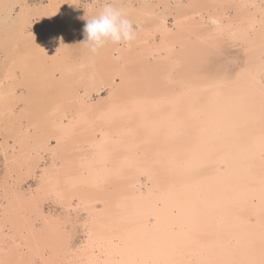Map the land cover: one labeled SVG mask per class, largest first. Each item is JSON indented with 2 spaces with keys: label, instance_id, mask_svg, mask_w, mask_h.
I'll return each instance as SVG.
<instances>
[{
  "label": "bare ground",
  "instance_id": "6f19581e",
  "mask_svg": "<svg viewBox=\"0 0 264 264\" xmlns=\"http://www.w3.org/2000/svg\"><path fill=\"white\" fill-rule=\"evenodd\" d=\"M72 1L0 0V264H264V0Z\"/></svg>",
  "mask_w": 264,
  "mask_h": 264
},
{
  "label": "clouds",
  "instance_id": "9594fccd",
  "mask_svg": "<svg viewBox=\"0 0 264 264\" xmlns=\"http://www.w3.org/2000/svg\"><path fill=\"white\" fill-rule=\"evenodd\" d=\"M84 34L82 44L92 53L106 44L127 45L136 38V30L126 12L112 3H105L97 14L87 19Z\"/></svg>",
  "mask_w": 264,
  "mask_h": 264
},
{
  "label": "rangeland",
  "instance_id": "374dc122",
  "mask_svg": "<svg viewBox=\"0 0 264 264\" xmlns=\"http://www.w3.org/2000/svg\"><path fill=\"white\" fill-rule=\"evenodd\" d=\"M149 1V0H147ZM28 3L30 4H34V3H47V0H27ZM100 4H95L94 0H73L72 4L81 12H84L83 15L88 16V7L90 5L95 6V5H101L102 1H99ZM98 2V3H99ZM107 2H109V0H107ZM135 4V2H134ZM20 3L19 4H15L13 6V10H12V16L15 18L16 15H18L19 10H20ZM15 8V9H14ZM14 11V12H13ZM171 21V17H168V23L170 24ZM87 20H83L82 18H79L78 20H71L70 22L64 24V30L62 31V36L63 39L65 40V43L67 44V46L70 48L71 52L73 53H77L81 48H82V42L85 40V34H84V27L86 25ZM10 23V22H9ZM8 21H3L2 22V26L4 29L7 28V25H9ZM7 30V29H6ZM27 33H29L30 31H32V29L29 27L28 29L26 28ZM7 32V31H6ZM9 42H11V40H8ZM13 42V41H12ZM10 46V45H9ZM6 47V45L4 46ZM236 54V53H235ZM18 62V60L16 58H14L13 56L7 54L5 52V50L0 47V70L6 68V66H13L15 67V72L16 75L19 77V69L17 68V66H14L16 63ZM16 76V77H17ZM24 91V87H20L18 89V93ZM95 95L92 97L94 98ZM23 104L18 103L15 106V111L19 110L20 106L22 107ZM0 142H1V138H0ZM2 163V158L0 156V180L3 178V165ZM34 181L30 180L28 184L33 185ZM23 187H27V185L25 186V184L23 185ZM2 199H0V205H1ZM48 208V205H45V210ZM50 208H52L50 206ZM57 209V207H56ZM84 240V234L82 233V231L78 228L76 235L74 237V244L77 245L79 243H81V241Z\"/></svg>",
  "mask_w": 264,
  "mask_h": 264
}]
</instances>
